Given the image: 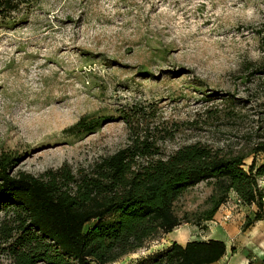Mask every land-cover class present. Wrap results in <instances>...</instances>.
I'll return each instance as SVG.
<instances>
[{"label":"rangeland","instance_id":"374dc122","mask_svg":"<svg viewBox=\"0 0 264 264\" xmlns=\"http://www.w3.org/2000/svg\"><path fill=\"white\" fill-rule=\"evenodd\" d=\"M15 3L0 15V151L17 158L13 174L114 154L130 142L125 111L165 154L197 142L247 152L263 135L264 0ZM82 119L98 125L75 128ZM211 189L186 191L177 213L207 209ZM11 216L0 211V226ZM164 236L109 264H145ZM8 243L0 264H15Z\"/></svg>","mask_w":264,"mask_h":264},{"label":"trees","instance_id":"16d2710c","mask_svg":"<svg viewBox=\"0 0 264 264\" xmlns=\"http://www.w3.org/2000/svg\"><path fill=\"white\" fill-rule=\"evenodd\" d=\"M17 8L0 0V15ZM130 142L114 154L76 171L64 163L36 176L13 174L17 158L0 151V211L12 213L0 226V241L15 264H109L145 247L184 223L202 225L236 193L257 206L245 227L264 219V133L247 152L191 143L165 154L140 131L139 111H125ZM137 122V125L134 124ZM80 120L75 128L98 124ZM252 162L245 167V160ZM201 182L211 186L209 207L180 216L176 203ZM222 240L174 241L145 264H211L226 254ZM261 264H264V259Z\"/></svg>","mask_w":264,"mask_h":264},{"label":"crops","instance_id":"0c3cea01","mask_svg":"<svg viewBox=\"0 0 264 264\" xmlns=\"http://www.w3.org/2000/svg\"><path fill=\"white\" fill-rule=\"evenodd\" d=\"M256 210L255 204H243L238 195H230L229 202L219 208L212 220L202 225L182 224L165 234L163 243L170 245L177 241L185 245L193 240H222L226 244V254L211 264H261L264 259V219L244 226L255 216ZM226 215L230 218L226 219Z\"/></svg>","mask_w":264,"mask_h":264},{"label":"built area","instance_id":"2783aa9c","mask_svg":"<svg viewBox=\"0 0 264 264\" xmlns=\"http://www.w3.org/2000/svg\"><path fill=\"white\" fill-rule=\"evenodd\" d=\"M227 203H228V202H227ZM225 218H226V219H229V218H230V215H226Z\"/></svg>","mask_w":264,"mask_h":264}]
</instances>
